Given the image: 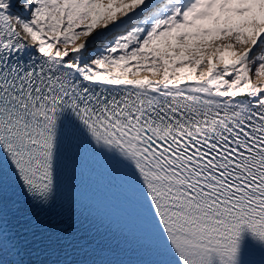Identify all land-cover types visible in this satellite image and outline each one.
<instances>
[{
	"label": "snow or ice",
	"instance_id": "6c2138e0",
	"mask_svg": "<svg viewBox=\"0 0 264 264\" xmlns=\"http://www.w3.org/2000/svg\"><path fill=\"white\" fill-rule=\"evenodd\" d=\"M17 2L0 0V160L28 203L51 207L80 133L128 169L175 264L264 251V0Z\"/></svg>",
	"mask_w": 264,
	"mask_h": 264
},
{
	"label": "bare ground",
	"instance_id": "6f19581e",
	"mask_svg": "<svg viewBox=\"0 0 264 264\" xmlns=\"http://www.w3.org/2000/svg\"><path fill=\"white\" fill-rule=\"evenodd\" d=\"M15 2H17V0H13L11 5L13 11L19 7L18 2L17 4ZM20 11L22 12V9ZM23 35L24 34L21 32L22 37ZM95 43L96 42H94V44ZM253 82H256V77H253ZM0 264H37V262L0 247Z\"/></svg>",
	"mask_w": 264,
	"mask_h": 264
},
{
	"label": "rangeland",
	"instance_id": "374dc122",
	"mask_svg": "<svg viewBox=\"0 0 264 264\" xmlns=\"http://www.w3.org/2000/svg\"><path fill=\"white\" fill-rule=\"evenodd\" d=\"M94 46H95V44H94ZM252 74H253L252 76L256 77L254 72Z\"/></svg>",
	"mask_w": 264,
	"mask_h": 264
}]
</instances>
